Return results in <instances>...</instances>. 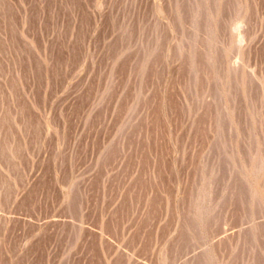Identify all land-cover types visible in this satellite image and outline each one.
I'll use <instances>...</instances> for the list:
<instances>
[{"label":"rangeland","instance_id":"374dc122","mask_svg":"<svg viewBox=\"0 0 264 264\" xmlns=\"http://www.w3.org/2000/svg\"><path fill=\"white\" fill-rule=\"evenodd\" d=\"M0 264H264V0H0Z\"/></svg>","mask_w":264,"mask_h":264}]
</instances>
